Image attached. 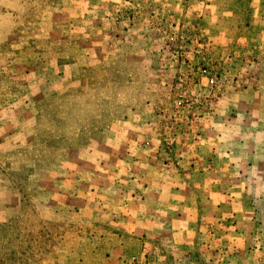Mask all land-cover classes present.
Wrapping results in <instances>:
<instances>
[{"label": "rangeland", "instance_id": "obj_1", "mask_svg": "<svg viewBox=\"0 0 264 264\" xmlns=\"http://www.w3.org/2000/svg\"><path fill=\"white\" fill-rule=\"evenodd\" d=\"M0 264H264V0H0Z\"/></svg>", "mask_w": 264, "mask_h": 264}]
</instances>
